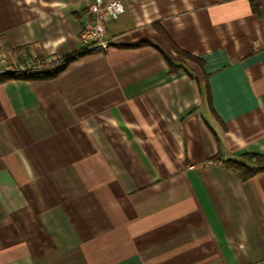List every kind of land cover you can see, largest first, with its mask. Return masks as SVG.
Instances as JSON below:
<instances>
[{
    "label": "crops",
    "instance_id": "1",
    "mask_svg": "<svg viewBox=\"0 0 264 264\" xmlns=\"http://www.w3.org/2000/svg\"><path fill=\"white\" fill-rule=\"evenodd\" d=\"M121 1L106 50L0 84V264H264V171L225 166L264 155V0ZM94 2L0 0L1 43L71 55Z\"/></svg>",
    "mask_w": 264,
    "mask_h": 264
},
{
    "label": "trees",
    "instance_id": "2",
    "mask_svg": "<svg viewBox=\"0 0 264 264\" xmlns=\"http://www.w3.org/2000/svg\"><path fill=\"white\" fill-rule=\"evenodd\" d=\"M168 45L181 57L202 63L198 57L179 48L173 42L168 41ZM94 51L95 50H91L88 48V46H86L71 55L57 58L49 64L28 68L26 70L2 73L0 74V84L9 80L40 81L56 79L71 63ZM9 55L15 56V54L12 53H9ZM168 60L172 71H175L179 68V66L174 64L170 59ZM241 158V160H228L225 162V166L238 172L241 179L247 180L259 172L264 171V155L258 153H245ZM219 159L220 157L218 156L214 158L216 161H219Z\"/></svg>",
    "mask_w": 264,
    "mask_h": 264
},
{
    "label": "built area",
    "instance_id": "3",
    "mask_svg": "<svg viewBox=\"0 0 264 264\" xmlns=\"http://www.w3.org/2000/svg\"><path fill=\"white\" fill-rule=\"evenodd\" d=\"M124 10L125 5L121 0H95L88 9L91 21L81 32V38L89 49L99 51L109 47L111 40L106 38V23L118 19ZM54 60L55 58L35 57L25 62L18 61L9 55L0 40V74L42 66Z\"/></svg>",
    "mask_w": 264,
    "mask_h": 264
}]
</instances>
